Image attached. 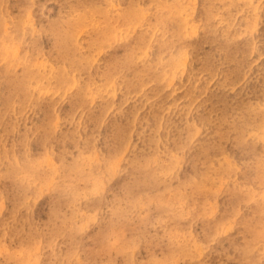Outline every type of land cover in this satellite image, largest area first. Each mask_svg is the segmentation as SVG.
<instances>
[{"label":"rangeland","instance_id":"obj_1","mask_svg":"<svg viewBox=\"0 0 264 264\" xmlns=\"http://www.w3.org/2000/svg\"><path fill=\"white\" fill-rule=\"evenodd\" d=\"M162 1L0 0V264H264V0Z\"/></svg>","mask_w":264,"mask_h":264},{"label":"bare ground","instance_id":"obj_2","mask_svg":"<svg viewBox=\"0 0 264 264\" xmlns=\"http://www.w3.org/2000/svg\"><path fill=\"white\" fill-rule=\"evenodd\" d=\"M161 1H162V0H161ZM163 1L166 2V0H163ZM163 1L160 2V3H163ZM178 1H179V0H178ZM133 2H134V1H133ZM138 2H139V0H138ZM173 2H174V1H173ZM173 2H172V4H176V3H173ZM130 4H131V3H130ZM130 4H128L129 7H130ZM178 4H179V3H178ZM178 4H177V5H178ZM100 5H101V4H100ZM100 5H99V6H100ZM132 5H133V4H132ZM137 5H138V4H137ZM158 5H159V4H158ZM161 5H164V4H161ZM166 5H167V4H165V6H166ZM96 6L98 7V5H94V7H96ZM133 6H134V5H133ZM135 6H136V5H135ZM167 6H168V5H167ZM171 6H173V5H171ZM174 6H175V5H174ZM88 7H89V6H88ZM94 7H92L93 10L95 9ZM168 7H169V6H168ZM0 8H1V7H0ZM98 8H99V7H98ZM105 8H106V7H105ZM131 8H132V7H131ZM159 8H160V7H159ZM209 8H210V7H209ZM87 9H89V8H87ZM102 9H103V8H102ZM128 9H129V8H128ZM128 9H127V10H128ZM84 10H85V9H84ZM90 10H92V9H90ZM103 10H105V9H103ZM139 10H140V9H139ZM159 10H160V9H159ZM163 10H164V9H163ZM165 10H166V9H165ZM175 10H176V9H175ZM175 10H173V11H175ZM209 10H210V9H209ZM96 11H98V9H97ZM107 11H108V10H107ZM107 11H106V12H107ZM134 11H135V10H134ZM169 11H170V9H169ZM177 11H178V10H177ZM177 11H176V12H177ZM207 11H208V10H207ZM1 12H2V11H1ZM89 12H90V11H89ZM94 12H95V10L92 12V14H93ZM101 12H103V11H101ZM159 12H160V11H159ZM159 12H158V14H159ZM165 12H166V11H165ZM167 12H168V10H167ZM211 12H212V9H211ZM83 13H84V12H83ZM98 13H100V12L98 11ZM126 13H127V12H126ZM128 13H129V11H128ZM162 13H164V12H162ZM174 13H175V12H174ZM207 13H209V12H207ZM88 14H91V12L88 13ZM101 14H103V16H104V13H101ZM109 14H110V13H109ZM131 14H132V13H131ZM131 14H130V16H131ZM209 14H210V13H209ZM209 14H208V15H209ZM84 15H85L84 17L86 18V17H87V16H86L87 13L84 14ZM115 15H116V14H115ZM126 15H127V14H126ZM166 15H167V14H166ZM166 15H164V16H166ZM180 15H181V14H179V16H180ZM157 16H159V19H160V14L157 15ZM161 16H162V15H161ZM170 16H171V18H172V15H170ZM209 16H210V15H209ZM3 17H4V16H3ZM89 17H90V15H89ZM121 17H122V16H121ZM136 17H137V16H136ZM139 17H140V16H139ZM139 17H138V18H139ZM146 17H147V16H146ZM146 17H145V18H146ZM4 18H5V17H4ZM103 18H104V17H103ZM116 18H117V17H116ZM124 18H125V17H124ZM133 18H134V17H133ZM133 18H131V19H133ZM162 18H163V17H162ZM162 18H161V20H162ZM173 18H174V17H173ZM173 18H172V19H173ZM207 18H208V17H207ZM100 19H101V18H100ZM105 19H106V16H105ZM108 19H109V18H108ZM108 19H106V20H108ZM128 19H129V18H128ZM128 19H126V20L128 21ZM131 19H130V21H131ZM142 19H143V17H142ZM142 19H141V20H142ZM75 20H76V19H75ZM102 20H103V19H102ZM112 20H113V18H112ZM117 20L119 21V18H118ZM117 20H115V21H117ZM124 20H125V19H124ZM126 20H125V21H126ZM138 20H139V19H138ZM138 20L136 19V20H134V22H136V21H138ZM145 20H146V19H145ZM155 20H156V19H155ZM165 20H166V18H165ZM168 20H169V18H168ZM174 20H175V19H174ZM174 20H173V21H174ZM176 20H177V18H176ZM103 21H105V20H103ZM110 21H111V20L109 19L108 22H110ZM115 21H114V22H115ZM118 21H117V23H118ZM163 21H164V19H163ZM173 21H172V22H173ZM1 22H2V21H1ZM24 22H25V19H24ZM99 22H100V21H99ZM112 22H113V21H111L110 23H112ZM164 22H165V21H164ZM166 22H168V21H166ZM170 22H171V21H170ZM77 23H78V22H77ZM100 23H102V22H100ZM124 23H125V22H124ZM127 23H128V22H127ZM131 23H133V22H131ZM137 23H138V22H137ZM140 23H141V22H140ZM142 23H143V22H142ZM174 23H175V22H174ZM1 24H2V23H1ZM105 24H106V23H105ZM108 24H109V23H108ZM108 24H106L105 26H108ZM112 24H113V23H112ZM114 24H115V23H114ZM135 24H136V23H135ZM156 24H157V23H156ZM156 24H155V26H156ZM158 24H159V22H158ZM183 24H184V23H183ZM75 25H76V24H75ZM77 25H78V24H77ZM97 25H98V23H97ZM97 25H96V26H97ZM115 25H116V24H115ZM117 25H118V24H117ZM119 25H120V21H119ZM140 25H142V24H140ZM159 25H160V24H159ZM165 25H167V23H165ZM177 25H178V23H177ZM3 26H5V25L3 24ZM98 26H99V25H98ZM98 26H97V27H98ZM101 26L104 27V25L102 24V25H100L98 28H100ZM121 26H122V25H121ZM133 26H134V25H133ZM133 26H132V27H133ZM159 27H160V26H159ZM183 27H184V26H183ZM208 27H209V26H208ZM3 28H4V27H3ZM67 28H68V27H67ZM76 28H77V27H76ZM115 28H116V27H115ZM160 28H161V27H160ZM164 28H165V27H164ZM174 28H175V27H174ZM174 28H173V29H174ZM179 28H180V27H179ZM11 29H12V28H11ZM101 29H102V28H100V30H101ZM158 29H159V28H158ZM158 29H157V30H158ZM180 29H182V27H181ZM180 29H179V30H180ZM6 30H7V29H6ZM24 30H25V29H24ZM162 30H163V29H161L160 31H162ZM169 30H171V28H170ZM1 31H2V30H1ZM10 31H11V30H10ZM10 31H8V32H10ZM66 31H67V30H66ZM75 31H76V30H75ZM75 31H74V32H75ZM160 31H159V32H160ZM163 31H164V33H165L166 30H163ZM167 31H168V29H167ZM183 31H185V30L183 29ZM183 31H182V32H183ZM8 32H7V33H8ZM14 32H15V31H14ZM14 32H13V33H14ZM70 32H71V31H70ZM76 32H77V31H76ZM76 32H75V33H76ZM170 32H171V31H170ZM175 32H176V31H175ZM182 32H180V34H182ZM1 33L3 34V32H1ZM98 33H100V32H98ZM144 33H145V32H144ZM146 33H148V32H146ZM212 33H214V31H212ZM2 34H1V37L4 35V34H3V35H2ZM173 34H174V33H173ZM173 34H170V37H171V35H173ZM180 34H178L177 36H179ZM214 34H215V33H214ZM22 35H23V33H22ZM70 35H72V33H71ZM11 36H13V35H11ZM72 36H73V35H72ZM138 36H139V35H138ZM141 36H144L143 33H142ZM167 36H168V35H167ZM164 37H165V36H164ZM164 37H163V38H164ZM174 37H175V36H174ZM182 37H183V36H182ZM186 37H187V36H186ZM223 37H224V36H223ZM227 37H228V36H227ZM227 37H225V38H227ZM14 38H15V37H14ZM140 38H141V37H140ZM143 38H144V37H143ZM166 38H169V36L166 37ZM166 38H165V39H166ZM172 38H173V37H172ZM172 38H171L172 43H173L174 40H176V42H177V39H174V40H173ZM99 39L102 40V37L100 36ZM103 39H104V37H103ZM106 39H107V38H105L104 40H106ZM138 39H139V38H138ZM169 39H170V38H169ZM169 39H168V40H169ZM178 39H180V38H178ZM184 39H185V38H184ZM186 39H187V38H186ZM2 40H4V39H2ZM7 40H8V39H7ZM139 40H140V39H139ZM141 40H144V39H141ZM141 40H140V41H141ZM166 40H167V39H166ZM95 41H96V40H95ZM95 41H94V42H95ZM106 41H107V40H106ZM225 41H226V40H225ZM228 41H229V38H228ZM7 42H8V41H7ZM92 42H93V41H92ZM94 42H93V43H94ZM103 42H104V41H103ZM103 42H101V43H103ZM143 42H145V40H144ZM166 42H168V41H166ZM104 43H105V42H104ZM139 43H140V42H139ZM139 43H138V45H139ZM146 43H148V41H147ZM229 43H230V42H229ZM0 44H1V43H0ZM4 44H5V42H4ZM99 44H100V42H99ZM107 44H108V43H107ZM107 44H106V45H107ZM110 44H111V42H110ZM135 44H136V43H135ZM140 44H142V43H140ZM1 45H2V44H1ZM93 45H94V44H93ZM133 45H134V44H133ZM136 45H137V44H136ZM138 45H137V46H138ZM145 45H146V44H145ZM173 45L175 46V43H174ZM94 46H96V44H95ZM143 46H144V44H143ZM1 47H2V46H1ZM133 47H134V46H133ZM145 47H146V46H144V48H145ZM136 48H137V47H136ZM136 48H135V49H136ZM139 48H140V47H139ZM97 49H99V47H98ZM131 49H132V47H131ZM180 49H181V48H180ZM128 50H129V49H128ZM138 50H139V49H138ZM143 50H144V49H143ZM132 51L134 52L135 50L133 49ZM140 51H141V50H140ZM178 51H179V50H178ZM127 52L129 53V51H127ZM127 52H126V53H127ZM135 52L137 53V50H136ZM141 52H142V51H141ZM126 53H125V54H126ZM139 53H140V52H139ZM176 53H177V52H176ZM125 54H124V57L126 56ZM131 54H132V53H131ZM131 54H130V55H127V56H131ZM143 54H144V53H143ZM74 55H75V54H74ZM139 55H140V54H139ZM141 55H142V54H141ZM75 56H76V55H75ZM84 56H85V55H84ZM84 56H83V57H84ZM88 56H89V55H88ZM88 56H87V57H88ZM127 56H126L125 58H128ZM143 56H146V55H143ZM77 57H79V56H77ZM172 57H173V56H172ZM172 57H171V59H172ZM81 58H82V57H81ZM81 58L79 59L80 61H81ZM115 58H116V60H118L117 57H115ZM115 58H114V59H115ZM125 58H124V59H125ZM135 58H136V56H135ZM143 58H144V57H143ZM65 59H66V58H65ZM128 59H129V58H128ZM146 59H148V58H146ZM159 59H160V58H159ZM169 59H170V58H169ZM171 59H170V60H171ZM174 59H176V58H174ZM72 60H73V59H72ZM72 60H71V61H72ZM82 60H83V59H82ZM86 60H87V59H86ZM122 60H123V59H122ZM129 60H130V59H129ZM139 60L141 61V58H140ZM144 60H145V59H144ZM152 60H154V59H152ZM170 60H169V61H170ZM176 60H177V59H176ZM67 61H69V60H67ZM80 61H79L78 63H80ZM89 61H90V60H88V63H86V64H90ZM113 61H114V60H113ZM134 61H135V60H134ZM137 61H138V60H137ZM74 62H75V61H74ZM111 62H112V61H111ZM111 62H110V65L112 64ZM114 62H115V61H114ZM120 62H121V61H120ZM135 62H136V61H135ZM135 62H134V63H135ZM24 63H25V62H24ZM31 63H32V62H31ZM81 63H82V61H81ZM117 63H118V62H117ZM127 63H128V62H127ZM134 63H133V64H134ZM166 63H167V62H166ZM166 63H164V64H166ZM172 63H174L173 60H172ZM175 63H176V62H175ZM179 63H180V62H179ZM33 64H34V63H33ZM35 64H36V63H35ZM118 64H119V63H118ZM121 64H122V63H121ZM152 64H153V63H152ZM154 64H155V63H154ZM160 64L163 65V63H160ZM169 64H170V63H168L167 65H169ZM180 64H181V63H180ZM112 65H114V63H113ZM126 65H127V64H126ZM128 65H130V64H128ZM134 65H135V64H134ZM158 65H159V64H158ZM167 65H166V66H167ZM170 65H172V67H173V64H170ZM170 65H169V67H167V68L171 69ZM174 65H175V64H174ZM177 65H178V64H177ZM177 65H176V66H177ZM25 66H26V64H25ZM31 66L33 67L34 65H31ZM36 66H37V64H36ZM107 66H108V65H107ZM116 66H118V65H116ZM116 66L114 65V67H116ZM124 66H125V64L123 65V67H124ZM151 66H152V65H151ZM154 66H156V65H154ZM178 66H179V65H178ZM178 66H177V68H178ZM182 66H183V65H182ZM9 67H10V66H9ZM56 67H57V66H56ZM70 67H71V66H70ZM114 67H113V68H114ZM120 67H121V66H120ZM128 67H129V66H128ZM144 67H146V66H144ZM164 67H165V65H164ZM26 68H27V67H26ZM57 68L59 69V67H57ZM68 68H69V65H68ZM72 68H73V67H72ZM72 68H69V69H72ZM75 68H77V65H76ZM75 68H74V70H75ZM113 68H112V69H113ZM121 68H122V67H121ZM131 68H132V67H131ZM150 68H151V67H150ZM157 68H158V67H157ZM157 68H156V69H157ZM160 68H162V67H160ZM179 68H180V67H179ZM29 69H30V67H29ZM39 69H40V68H39ZM58 69H57V70H58ZM60 69H61V68H60ZM77 69H78V68H77ZM108 69H109V68L107 67V72L109 71ZM114 69H116V68H114ZM114 69H113V70H114ZM123 69H124V68H123ZM129 69H130V68H129ZM138 69H139V72H140L141 68L138 67ZM146 69H147V68H146ZM148 69H149V67H148ZM4 70H5V69H4ZM43 70H44V69H43ZM62 70H63V71H64V70L66 71L67 69H63V68H62ZM89 70H90V69H89ZM143 70H144V69H142L141 71H143ZM152 70H153V68H152ZM160 70H162V69H160ZM164 70H165V69H164ZM179 70H180V69H179ZM32 71H33V70H32ZM39 71H40V70L35 71V72L37 73V72H39ZM41 71H42V70H41ZM41 71H40V72H41ZM78 71H79V69H78ZM119 71H120V69H119ZM121 71H122V70H121ZM121 71H120V72H121ZM126 71H127V70H126ZM170 71L172 72V70H170ZM170 71H169V72H170ZM175 71H176V70H175ZM29 72H30V71H29ZM35 72H34V73H35ZM57 72H58V71H57ZM61 72H62V71H61ZM72 72H73V71H72ZM72 72H71V74H72ZM110 72H111V70H110ZM114 72H115V70H114ZM120 72H118V73L120 74ZM139 72H138V73H139ZM144 72H146V71H144ZM147 72H148V70H147ZM147 72H146V73H147ZM156 72H157V71H156ZM158 72H159V71H158ZM158 72H157V74H158ZM173 72H174V71H173ZM176 72H177V71H176ZM34 73H30V74H34ZM36 73H35V74H36ZM44 73H45V72H43V74H44ZM116 73H117V71H116ZM116 73H115L114 75H116ZM121 73H122V72H121ZM136 73H137V69H136ZM146 73H145V74H146ZM152 73H154V72L152 71ZM159 73H160V72H159ZM35 74H34V75H35ZM40 74H41V73H40ZM54 74H55V73H54ZM61 74H62V73H61ZM63 74H64V73H63ZM74 74H75V73H74ZM74 74H73V75H74ZM109 74H110V73H109ZM109 74H107V76H110ZM111 74H112V79H113V73H111ZM143 74H144V73H143ZM162 74L164 75V73H162ZM162 74H160V75L158 74V76H162V78H163V75H162ZM34 75H33V76H34ZM36 75H38V74H36ZM36 75H35V76H36ZM44 75H45V74H44ZM69 75H70V74H69ZM148 75H149V74H148ZM170 75H171V74H170ZM176 75H177V74H176ZM14 76H15V75H14ZM27 76H28V73H27ZM29 76H30V75H29ZM35 76H34V77H35ZM39 76H41V75H39ZM62 76H63V75H62ZM67 76H68V75H67ZM75 76H76V74H75ZM121 76H122V74H121ZM121 76H120V78H122ZM142 76H143V75H142ZM155 76H156V75H154V77H155ZM173 76H174V74H173ZM10 77H11V76H10ZM22 77H23V76H22ZM34 77H33V78H34ZM55 77H56V76H55ZM110 77H111V76H110ZM117 77H119V75H118ZM147 77H148V76H147ZM152 77H153V76H152ZM11 78H12V77H11ZM19 78H20V77H19ZM25 78L28 80L29 77H28V78L25 77ZM31 78H32V76H31ZM40 78H42V80H43L44 76H42V77H40ZM40 78H39V79H40ZM48 78H49V76H48ZM48 78H46V79H48ZM65 78H66V77H65ZM123 78H124V75H123ZM123 78H122V80H123ZM128 78H129V77H128ZM143 78H144V77H143ZM148 78H149V77H148ZM156 78H157V76H156ZM156 78H154V79H156ZM159 78H160V77H158V79H157L158 82H159ZM162 78H161V79H162ZM1 79H2V77H1ZM5 79H6V78H5ZM39 79L35 78L36 83L38 82L37 80H39ZM46 79H45V80H46ZM51 79H52V78H51ZM105 79H107V78H105ZM126 79H127V78H126ZM154 79H153V80H154ZM21 80H23V79L21 78ZM27 80H26V81H27ZM42 80H41V82H43ZM110 80H111V79H110ZM114 80H115V79H114ZM150 80H151V79H150ZM157 80H156V82H157ZM47 81H49V80H47ZM47 81H46V83H47ZM88 81H89V80H88ZM106 81L108 82V80H105V82H106ZM141 81H143V80H141ZM164 81H165V80H164ZM27 82H28V81H27ZM41 82H40V83H41ZM110 82H111V81H110ZM128 82H129V81H128ZM158 82H157V84H158ZM162 82H163V81H162ZM165 82H166V81H165ZM165 82H164L163 84H166V83H167V82H166V83H165ZM18 83H20V81H19ZM23 83L25 84L24 80H23ZM28 83H29V82H28ZM28 83H27V85H28ZM30 83H31V81H30ZM87 83H88V82H87ZM89 83H90V82H89ZM133 83H136V81L133 82ZM139 83H140V82H139ZM142 83H144V81H143ZM154 83H155V82H154ZM15 84H17V83H15ZM24 84H23V85H24ZM37 84H38V83H37ZM37 84H36V86H37ZM61 84H63V82H62ZM61 84H59V85H61ZM159 84H160V83H159ZM17 85H18V84H17ZM27 85H26V86H27ZM33 85H35V84H33ZM41 85H42V84H41ZM41 85H40V87H41ZM50 85H51V83H50ZM53 85H54V84H53ZM55 85H56V83H55ZM84 85H85V84H84ZM87 85H88V84H87ZM103 85H105V84H103ZM127 85H128V84H127ZM136 85H137V84H136ZM167 85H168V83H167ZM24 86H25V85H24ZM38 86H39V85H38ZM42 86H43V85H42ZM105 86L107 87V83H106ZM133 86H134V84H133ZM141 86H142V85H141ZM154 86H155V85H154ZM46 87H47V86H46ZM48 87H49V86H48ZM50 87H51V86H50ZM84 87H85V86H84ZM106 87H105V88H106ZM142 87H143V86H142ZM142 87H140V88H142ZM144 87H145V86H144ZM30 88H31V87H30ZM30 88H29V89H30ZM105 88H104V89H105ZM162 88H164V86H163ZM165 88H166V87H165ZM26 89H27V87L24 88V91H25ZM80 89L83 91V87L80 88ZM85 89H87V88L85 87ZM89 89H90V87H89ZM27 90H28V89H27ZM27 90H26V91H27ZM31 90H32V89H31ZM33 90H35V89H33ZM38 90H41V89H39V87H38ZM101 90H102V89H101ZM141 90H142V89H141ZM152 90H153V87H152ZM28 91H30V90H28ZM85 91H86V90H85ZM85 91H84V92H85ZM87 91H88V90H87ZM89 91H90V90H89ZM156 91H157V88H156L155 92H156ZM32 92H33V91H32ZM84 92H83V93H84ZM134 92H135V91H134ZM158 92H159V91H158ZM161 92H163V89H162ZM17 93H18V92H17ZM25 93H26V92H25ZM25 93H24V94H25ZM28 93H29V92H28ZM30 93H31V91H30ZM85 93H86V92H85ZM85 93H84L83 95H81V96H83V98H84ZM192 93H193V92H192ZM15 94H16V93H15ZM190 94H191V93H190ZM25 95H26V94H25ZM31 95H32V94H31ZM31 95H30V96H31ZM85 96H86V95H85ZM86 97H87V96H86ZM23 98H26V97L24 96ZM13 99H14V97H13ZM29 100H30V99H29ZM88 100H90V98H89ZM88 100H87V101H88ZM81 101H82V100H81ZM87 101H85V102H87ZM14 103H16V102H14ZM18 104H19V103H18ZM84 104H85V103H84ZM156 106H157V105H156ZM160 107H161V106H160ZM160 107H159V108H160ZM10 108H12V107H10ZM11 110H12V109H11ZM17 110H18V109H17ZM4 112H5V111H4ZM7 112H8V110H7ZM14 112H15V110H14ZM18 112H19V111H17V113H18ZM164 112H165V111H164ZM51 114H53L52 111H51ZM50 117H51V116H50ZM52 117H53V116H52ZM52 117H51V119H52ZM1 118H3V117H1ZM160 120H161V119H160ZM131 121H132V120H131ZM161 121H162V120H161ZM50 122H51V121H50ZM50 122H49V123H50ZM262 122H263V121H262ZM49 123H47V125H48ZM132 123H133V122H132ZM173 123H174V122H173ZM257 123H258V121H257L255 124H257ZM160 124H161V123H160ZM160 124H159V126H160ZM261 124H262V123H261ZM50 125H51V123H50ZM48 126H49V125H48ZM193 126H194V125H193ZM255 126H256V125H255ZM257 126L260 127L259 123H258ZM156 127H157V126H156ZM195 127H196V126H195ZM240 127H241V126H240ZM44 128H45V127H44ZM187 128H188V126H187ZM256 128H257V127H256ZM46 129H47V128H46ZM49 129H50V128H49ZM160 129H161V128H160ZM260 129H261V128H260ZM194 130H195V129H192L193 132H194ZM51 131H52V130H51ZM192 131H191V132H192ZM158 132H159V131H158ZM158 132H157V133H158ZM44 133H46V131H45ZM186 134H187V133H186ZM191 134H192V133H191ZM189 135H190V134H189ZM44 136H46V135L44 134ZM44 136H43V137H44ZM158 136H159V134H158ZM186 136H187V135H186ZM193 136H194V135H193ZM193 136L191 135V137H193ZM154 137H155V136H154ZM45 138H47V137H45ZM48 138H49V137H48ZM46 140H47V139H46ZM44 142H45V141H44ZM157 142H158V141H157ZM189 142H190V141H189ZM239 142H240V140H239ZM158 143H159V142H158ZM204 143H205V142H204ZM181 144H182V143H181ZM181 144H179V145L182 146ZM180 146H179V147H180ZM184 146H185V145H184ZM175 147H176V146H175ZM205 152H206V151H205ZM225 156H226V155H225ZM216 157H217V156H216ZM213 158H214V157H213ZM222 158H223V157H222ZM216 159H217V158H216ZM210 161H211V160H210ZM223 161H224V160H223ZM228 161H229V160H228ZM167 162H168V161H167ZM224 162H226V161H224ZM18 166H20V165H18ZM143 167H144V166H143ZM141 168H142V167H141ZM31 169H32V168H31ZM17 171H18V170H17ZM29 171H30V170H29ZM35 171H36V170H35ZM35 171H34V173H35ZM162 171H163V170H162ZM34 173H33V174H34ZM200 173H201V172H200ZM152 174H153V173H152ZM64 179H65V178H64ZM142 181H143V180H142ZM197 185H199V184H197Z\"/></svg>","mask_w":264,"mask_h":264}]
</instances>
